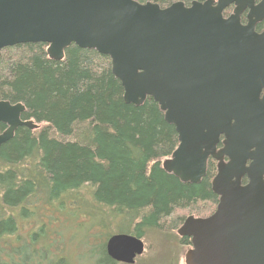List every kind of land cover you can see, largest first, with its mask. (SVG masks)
Returning a JSON list of instances; mask_svg holds the SVG:
<instances>
[{"label":"water","instance_id":"water-1","mask_svg":"<svg viewBox=\"0 0 264 264\" xmlns=\"http://www.w3.org/2000/svg\"><path fill=\"white\" fill-rule=\"evenodd\" d=\"M24 43L46 44L54 61L71 44L107 55L124 102L150 97L174 126L178 146L161 166L181 182L198 184L216 161L215 210L176 230L190 240L184 264H264V0H0V56ZM24 109L0 101V146L18 127H38L21 120ZM105 250L133 264L145 245L115 233Z\"/></svg>","mask_w":264,"mask_h":264},{"label":"trees","instance_id":"trees-1","mask_svg":"<svg viewBox=\"0 0 264 264\" xmlns=\"http://www.w3.org/2000/svg\"><path fill=\"white\" fill-rule=\"evenodd\" d=\"M135 1L165 7L192 0ZM46 47L24 43L1 50L0 101L21 103V120L38 127H18L0 146V264H79L82 257L89 264H120L105 250L115 233L142 239L144 255L152 235L164 245L150 251L172 257L174 240L190 244L176 234L183 220L215 210L216 161L208 159L198 184L165 172L161 162L178 137L159 105L150 97L140 106L125 103L107 55L71 44L54 61ZM5 129L0 123V133ZM77 215L88 217L79 223ZM33 217L36 226L24 230ZM89 227L97 239L83 247Z\"/></svg>","mask_w":264,"mask_h":264},{"label":"rangeland","instance_id":"rangeland-1","mask_svg":"<svg viewBox=\"0 0 264 264\" xmlns=\"http://www.w3.org/2000/svg\"><path fill=\"white\" fill-rule=\"evenodd\" d=\"M49 211H50V209L47 210V213H49V215H50L51 212H49ZM45 213H44V215H45ZM52 216H60L62 218L67 217L62 212L59 213V214L57 212H53L52 213ZM86 217H88V216L87 215H84L82 217L80 215H77L76 219H77V221H79V223H81L82 221H85L86 220ZM36 218L37 217H33L30 221H27L26 222V225L24 226V230L27 231V230H29L31 228H34L36 226V224L38 223V221H37ZM44 221L46 222V218L44 219ZM94 229H95L94 227H89L88 230L84 231L85 234H86V238L85 239L88 241V244L89 245H85L83 247L90 246V244L93 243L97 239V238H94L95 237V233H96V231ZM71 231H72V228H71V230H70V228H67V232L69 234H71ZM72 235H73V231H72ZM157 240L158 239L156 237H153L152 235H149V238L146 241V244L148 246L147 247L148 250L146 251L145 255L142 254V256L139 257V259L136 262V264L137 263H139V264H148L149 262H150V264H153V261H155L156 259H159L161 261H164V264H184V253H185V251H187L186 250L187 249V245L179 244V241L174 240V247L172 246L173 255H172V257H170V255H168V258H167L166 257V254H165V252H164L163 249H161V250H159L157 252L152 253V251H153L152 248L153 247L156 248L157 245H160V248H161L164 245V241H162V240L157 241ZM88 248H90V247H88ZM83 249L81 248V252L79 251L77 253V257L79 256V254H82L83 253V251H84ZM150 250H152V251H150ZM69 253H70L69 257L75 255L72 252V249H71V251ZM155 257H156V259H155ZM169 258L171 260L168 262V259ZM78 260L80 261L79 264H89L88 263V260L86 258H84V257H82V259H79L78 258Z\"/></svg>","mask_w":264,"mask_h":264},{"label":"flooded vegetation","instance_id":"flooded-vegetation-1","mask_svg":"<svg viewBox=\"0 0 264 264\" xmlns=\"http://www.w3.org/2000/svg\"><path fill=\"white\" fill-rule=\"evenodd\" d=\"M193 1H197V2H204L205 0H192V1H190V3H188V4H185L184 2V5L185 6H190L191 5V3L193 2ZM260 0H255V3H258ZM233 5H230L229 7H227V8H225L224 9V11H223V14H224V16H228V15H230L231 14V12H232V10H233ZM246 13H247V10L246 11H244L243 12V14L241 15V22L242 23H246ZM244 16V20L242 21V17ZM260 23H262V27H263V22H260ZM260 23H258V24H260ZM257 24V25H258ZM256 25V26H257ZM255 30H256V27H255ZM262 30H263V28H262ZM262 30H260L259 32H261ZM218 147H220L219 145H218ZM245 180V181H244ZM246 181H247V178H243L242 179V183H246ZM189 242H190V240H189ZM190 248V244L189 245H187V249L186 250H188ZM186 252V251H185ZM185 254V253H184ZM137 258V257H136ZM136 260V259H135ZM135 263V262H134ZM133 263V264H134Z\"/></svg>","mask_w":264,"mask_h":264}]
</instances>
